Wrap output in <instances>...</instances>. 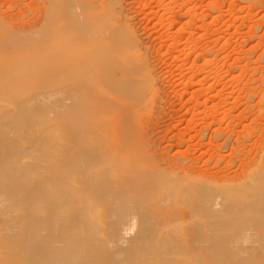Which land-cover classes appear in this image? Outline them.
<instances>
[{
	"label": "bare ground",
	"instance_id": "6f19581e",
	"mask_svg": "<svg viewBox=\"0 0 264 264\" xmlns=\"http://www.w3.org/2000/svg\"><path fill=\"white\" fill-rule=\"evenodd\" d=\"M43 1L39 18L21 26L11 25L0 8V98L66 106L67 177L56 168L66 177V193L55 195L44 217L59 231L84 229L92 252L76 257L45 248L41 252H50L39 257L29 250L24 264H141L151 253L165 264L263 262L264 137L250 162L246 153L240 159L241 175L183 170L165 156L153 136L155 123L143 114L150 75L140 64L135 34L120 21L117 0ZM18 86L53 92L4 93ZM224 133L212 134L229 140ZM1 166L0 200H12L15 192L24 197L18 191L23 183ZM63 202L71 210L68 220ZM103 229L115 234L110 249L96 235Z\"/></svg>",
	"mask_w": 264,
	"mask_h": 264
},
{
	"label": "rangeland",
	"instance_id": "374dc122",
	"mask_svg": "<svg viewBox=\"0 0 264 264\" xmlns=\"http://www.w3.org/2000/svg\"><path fill=\"white\" fill-rule=\"evenodd\" d=\"M0 2L3 15L11 19L13 26L36 21L44 7L43 0ZM117 2L120 21L135 34L140 64L147 67L150 75L146 85L149 104L143 114L151 125L155 123L157 131L153 136L158 138L165 156L169 155V161L178 160L183 170L187 165L199 174L241 175L240 159L246 153L250 162L264 137V0ZM14 88L4 93L53 92L47 88ZM34 103L19 104L5 96L0 98V140L7 141L0 157V188L6 178L1 166L5 164L13 171V182L23 183L18 191H24V197L15 192L12 200H0V264H24L21 259L29 250L39 257L50 252H41L45 248L65 249L76 257L92 252L84 229L59 231L55 220L44 217L55 195L66 193L64 163L69 154V117L64 104ZM217 129L230 133L231 138L214 137L212 133ZM56 168L66 177L57 174ZM62 204V218L68 220L71 210L67 202ZM96 235L109 249L115 244L114 233L103 229ZM182 251L187 254L190 249ZM141 264L165 263L158 254L151 253Z\"/></svg>",
	"mask_w": 264,
	"mask_h": 264
}]
</instances>
